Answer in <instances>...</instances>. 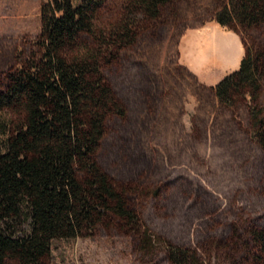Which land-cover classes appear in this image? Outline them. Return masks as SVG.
<instances>
[{"label":"rangeland","instance_id":"374dc122","mask_svg":"<svg viewBox=\"0 0 264 264\" xmlns=\"http://www.w3.org/2000/svg\"><path fill=\"white\" fill-rule=\"evenodd\" d=\"M40 5L0 0V79L34 49ZM125 6L109 0L100 25L120 26ZM218 7L217 0H177L155 18L135 12V35L118 45L106 67L127 114L109 119L99 158L128 186L155 245L148 250L133 233L101 229L92 237L55 239L45 264H173V245L195 249L200 264L250 263L249 232L264 225V155L248 104L228 107L210 85L242 58L217 66V29L229 53L231 36L242 39L216 21ZM247 41L263 42L264 26Z\"/></svg>","mask_w":264,"mask_h":264},{"label":"trees","instance_id":"16d2710c","mask_svg":"<svg viewBox=\"0 0 264 264\" xmlns=\"http://www.w3.org/2000/svg\"><path fill=\"white\" fill-rule=\"evenodd\" d=\"M109 0H41L40 32L19 67L0 79V264H45L59 238L121 229L151 249L156 236L129 199V188L99 154L113 116L127 107L106 74L115 49L130 41L135 12L159 16L177 0H125L120 26L100 25ZM216 21L241 34L238 68L212 89L221 103L249 106L264 155V0H217ZM249 264H264V225L249 232ZM173 264H200L197 251L168 249Z\"/></svg>","mask_w":264,"mask_h":264},{"label":"crops","instance_id":"0c3cea01","mask_svg":"<svg viewBox=\"0 0 264 264\" xmlns=\"http://www.w3.org/2000/svg\"><path fill=\"white\" fill-rule=\"evenodd\" d=\"M217 34H218V37H217L218 38V44L216 45L217 46L216 47L217 48L216 54L218 55L217 60H216L217 66L220 67V66H225V65L227 66V65L231 64V59H232V57H235V56H236L237 63H238L240 57H242V55L244 53V45H243L242 39L237 35L231 36L233 39L232 43L235 44V48L232 52L229 53L226 50V44H225L226 43V36L224 34V31L220 30L218 28ZM229 70H231V69H229ZM229 70L225 71L226 73H224L223 76L225 74L229 73L230 72ZM199 74L203 75L204 72L199 71ZM218 81L212 82V83H210V85H215Z\"/></svg>","mask_w":264,"mask_h":264},{"label":"bare ground","instance_id":"6f19581e","mask_svg":"<svg viewBox=\"0 0 264 264\" xmlns=\"http://www.w3.org/2000/svg\"><path fill=\"white\" fill-rule=\"evenodd\" d=\"M212 40V39H211ZM209 43V42H208ZM207 46H208V44H207V42H206V44H205V46H203L202 48H201V50H202V56H203V58H205L206 56H207ZM212 46H216L215 44L214 45H212Z\"/></svg>","mask_w":264,"mask_h":264}]
</instances>
